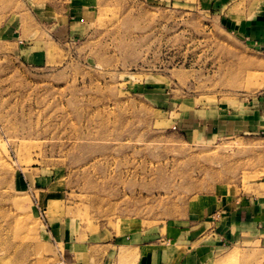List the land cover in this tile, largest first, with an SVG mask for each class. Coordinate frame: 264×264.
Listing matches in <instances>:
<instances>
[{
	"label": "rangeland",
	"instance_id": "374dc122",
	"mask_svg": "<svg viewBox=\"0 0 264 264\" xmlns=\"http://www.w3.org/2000/svg\"><path fill=\"white\" fill-rule=\"evenodd\" d=\"M76 3L93 15L67 36ZM256 97L264 0H0V264H99L252 195L264 134L190 119ZM252 241L218 264H264Z\"/></svg>",
	"mask_w": 264,
	"mask_h": 264
},
{
	"label": "crops",
	"instance_id": "0c3cea01",
	"mask_svg": "<svg viewBox=\"0 0 264 264\" xmlns=\"http://www.w3.org/2000/svg\"><path fill=\"white\" fill-rule=\"evenodd\" d=\"M92 15L88 5L71 4L66 10L65 23L72 27L80 19L86 20ZM73 29L67 26L66 35L73 34ZM251 29L249 24L241 28L248 39L254 31ZM16 31L17 28L7 26L1 34L15 38ZM253 39L262 41L263 37ZM193 117L190 120L195 122L193 126L199 133L211 127L215 134L229 133V137L244 140L264 134L262 97L252 98L237 108L229 105L228 112L218 110L210 118ZM204 217L206 219L202 218L189 228H173L170 235L162 238L133 232L120 240L107 241L100 248L104 254L99 264H218L224 259L223 253L226 261L237 249L244 253L254 242L253 238H259V249L264 250V181L258 183L252 195L241 193L229 198V208L210 209Z\"/></svg>",
	"mask_w": 264,
	"mask_h": 264
}]
</instances>
